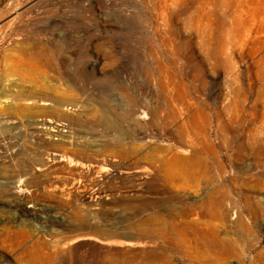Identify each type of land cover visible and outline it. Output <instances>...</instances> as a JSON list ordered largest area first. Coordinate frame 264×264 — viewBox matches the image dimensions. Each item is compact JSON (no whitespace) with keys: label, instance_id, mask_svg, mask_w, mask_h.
Listing matches in <instances>:
<instances>
[{"label":"rangeland","instance_id":"374dc122","mask_svg":"<svg viewBox=\"0 0 264 264\" xmlns=\"http://www.w3.org/2000/svg\"><path fill=\"white\" fill-rule=\"evenodd\" d=\"M0 264H264V0H0Z\"/></svg>","mask_w":264,"mask_h":264},{"label":"bare ground","instance_id":"6f19581e","mask_svg":"<svg viewBox=\"0 0 264 264\" xmlns=\"http://www.w3.org/2000/svg\"><path fill=\"white\" fill-rule=\"evenodd\" d=\"M172 95V94H171ZM174 97V96H173ZM172 97V98H173ZM170 98H171V96H170ZM172 100V99H171ZM174 100V99H173ZM192 100V99H191ZM174 102H176V101H174ZM184 104V103H183ZM186 106V105H185ZM184 106V107H185ZM175 107H177V106H175ZM183 107V106H182ZM180 110V109H179ZM185 110V109H184ZM188 110V109H187ZM201 110H203V109H201ZM178 111V110H177ZM181 111V110H180ZM199 111H200V109H199ZM146 112V111H145ZM218 112V111H217ZM202 113V115L201 116H203V115H206V114H204V112H201ZM147 114V113H146ZM140 115V114H139ZM182 115V114H181ZM198 115H199V113H198ZM144 116L145 115H143L142 116V118H144ZM170 116V115H169ZM190 117V116H189ZM186 119V118H185ZM202 119V118H201ZM200 119V120H201ZM219 119V118H218ZM139 120V119H138ZM204 121V120H203ZM203 121H201L202 123H203ZM187 122L190 124V127H191V130H190V132L192 133V135L194 134V133H196V131H199L200 133H201V135L203 136V138H205L204 139V141L206 142V143H209V144H211L210 142H209V140H208V132H207V130H206V127L204 126V124L205 123H203V125L202 124H199V125H196L195 123V116H192L189 120L187 119ZM186 122V123H187ZM198 122V121H197ZM206 122V121H205ZM185 122H184V124H186ZM212 123V122H211ZM196 126L198 127V128H196ZM188 127V126H187ZM57 128V126H55V128H54V126H49V127H46L45 129L43 128V133H44V135H45V137L46 138H49V139H51V138H53V136L54 135H57L56 133H58V131L59 130H61L60 128L59 129H56ZM189 128V127H188ZM186 129V128H185ZM217 129H218V132H219V136H220V138H218V139H220V142H224L225 141V136H226V131H227V129L225 130V127H224V125L223 124H221V121L220 122H218V125H217ZM58 130V131H57ZM187 131V130H186ZM188 133V132H187ZM199 133V134H200ZM228 134V133H227ZM173 135H175V134H173ZM166 136V135H165ZM218 136V135H217ZM182 137V136H181ZM210 137V136H209ZM186 138H187V136H186ZM189 138V137H188ZM172 139V138H171ZM180 139V138H179ZM191 139H192V137H191ZM210 139V138H209ZM173 141V140H172ZM188 141V140H187ZM186 141V142H187ZM203 141V140H202ZM190 142H192L191 140L189 141V143ZM188 143V142H187ZM198 143V142H197ZM189 145V144H188ZM212 145V144H211ZM200 147V146H199ZM202 151V150H201ZM201 153V152H200ZM174 154H175V152H174ZM173 154V155H174ZM81 158V157H80ZM85 160V159H84ZM98 160H99V158H98ZM103 161H107V162H111V159H110V157H105V158H103L102 159ZM102 161V162H103ZM171 161H172V163L173 164H175V165H177L178 166V168H179V170H178V173L179 174H185V173H187V174H189L188 173V165H189V163H190V160L189 159H186V158H181V157H178V156H175V157H173V158H171ZM87 162H88V160H87ZM87 162L86 161H81V162H79L78 164V166H80L81 167V169L82 168H85L88 164H87ZM170 162V161H169ZM192 162V161H191ZM154 164V163H153ZM155 165V164H154ZM91 165H89V167H90ZM94 166V165H93ZM89 167L87 168V169H89ZM169 167V166H168ZM193 169V168H192ZM110 170H111V173H117V174H120V173H122L121 171H119L117 168H115L114 166H110ZM153 169H151V171H152ZM168 170V169H167ZM166 170V171H167ZM151 171L150 170H148L147 168H140V169H137V170H133V171H127V172H125V173H129V174H131V173H133V174H139L140 175V177L141 178H143L144 177V174L145 175H150V174H152L151 173ZM165 171V172H166ZM164 172V171H163ZM156 173V172H155ZM171 173V172H170ZM170 173L168 172V176L170 177L171 175H170ZM154 174V173H153ZM164 174V173H163ZM191 174V173H190ZM193 175V174H192ZM200 175V174H199ZM157 176V175H156ZM166 176V175H165ZM191 176V175H190ZM184 179V178H183ZM15 180V179H14ZM200 180V179H199ZM16 181V180H15ZM12 183V184H11ZM9 185H12L11 186V188L13 189V191L15 190L16 192H18V193H22L24 190H23V186H21V184L20 183H16V182H11ZM188 184V183H187ZM2 185V184H1ZM8 185V186H9ZM6 186H7V184H6ZM183 186V185H182ZM26 188V187H25ZM4 189V188H3ZM5 190V189H4ZM61 190V189H60ZM55 192V191H54ZM59 192V191H58ZM220 193V192H219ZM65 194V193H64ZM63 196V195H62ZM209 198V197H208ZM235 214V211H233V215ZM65 227V226H64ZM74 231V230H73ZM64 232V231H63ZM15 234V233H14ZM65 234V233H64ZM68 235V234H67ZM61 236V235H60ZM58 237V236H57ZM73 237V236H72ZM89 238H91L92 239V237H89ZM93 239H95V238H93ZM64 241V240H63ZM60 242V241H59ZM63 243V242H62ZM61 244V243H60ZM54 246V245H53ZM62 247V246H61ZM63 247H65V245L63 246ZM54 248V247H53ZM58 250V249H57Z\"/></svg>","mask_w":264,"mask_h":264}]
</instances>
